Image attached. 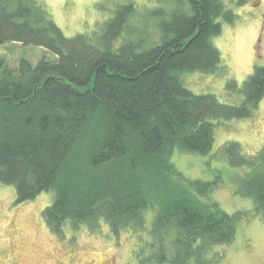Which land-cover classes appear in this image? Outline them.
Wrapping results in <instances>:
<instances>
[{
    "label": "trees",
    "instance_id": "16d2710c",
    "mask_svg": "<svg viewBox=\"0 0 264 264\" xmlns=\"http://www.w3.org/2000/svg\"><path fill=\"white\" fill-rule=\"evenodd\" d=\"M138 11L133 1L119 4L100 32L67 36L43 0H0V45L21 42L52 54L15 67L0 57V183L15 188L16 204L54 190L44 217L55 233L67 224L94 231L106 221L114 234L140 237V264H220L217 247L236 239L245 213L222 209L212 197L217 180H195L169 197L170 157L176 150L208 155L213 120L253 115L264 99V65L244 81L239 104L196 94L182 75L225 68L213 39L238 18L232 5L166 0L131 24ZM222 149L230 165L247 168L237 189L263 213L264 149L247 155L236 140ZM192 192L208 204L196 205ZM144 233L152 240L141 244Z\"/></svg>",
    "mask_w": 264,
    "mask_h": 264
},
{
    "label": "rangeland",
    "instance_id": "374dc122",
    "mask_svg": "<svg viewBox=\"0 0 264 264\" xmlns=\"http://www.w3.org/2000/svg\"><path fill=\"white\" fill-rule=\"evenodd\" d=\"M43 1L67 36L100 32L119 4L136 3L139 11L131 24L141 25L143 15L166 3V0ZM225 1L238 15L233 23H224L222 34L213 39L222 53L225 68L216 73L186 72L182 80L196 94H214L222 103L239 104L244 98V81L257 64L264 65V0H247L240 5L235 4V0ZM143 27L156 37L152 22L148 25L146 22ZM127 38L125 32L119 41ZM51 56L41 46L21 42L0 45V57L11 67L17 66L21 58L35 64L41 58ZM230 82H233V88L228 87ZM212 122L215 124V143L208 155L181 150L171 155L176 174L169 178L167 194L177 197L195 180H217L219 183L212 197L222 209L229 213H245L238 222L236 239L231 244L217 247L224 251L220 264H264V212L259 213L253 198L242 195L237 189L238 177L247 168L230 165L222 149L224 143L233 140L240 142L247 155H255L264 149V99L248 118H222ZM191 196L198 206L208 204L207 198L197 193L192 192ZM54 200L55 191L49 190L16 204L15 188L0 183V264H140L137 258L140 237L132 231L114 234L106 221L94 231L87 225L75 229L69 224L62 233L52 231L44 210ZM155 214L153 210L147 213L149 226ZM141 239L143 244L152 237L150 233H144Z\"/></svg>",
    "mask_w": 264,
    "mask_h": 264
}]
</instances>
